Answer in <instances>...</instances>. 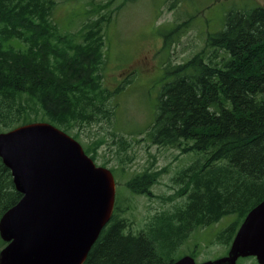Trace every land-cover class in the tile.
Instances as JSON below:
<instances>
[{
  "label": "trees",
  "instance_id": "trees-1",
  "mask_svg": "<svg viewBox=\"0 0 264 264\" xmlns=\"http://www.w3.org/2000/svg\"><path fill=\"white\" fill-rule=\"evenodd\" d=\"M54 4L0 0V132L45 119L77 141L72 130L110 119L112 93L101 70L102 24L111 17L102 14L76 32H61L52 20ZM207 46L211 55L200 52L166 67L172 80L159 93L154 121L145 130L153 145L203 155L174 178L180 186L174 196L185 200L156 212L136 234L115 201L83 264H170L175 260L164 258L194 231L234 216L220 235L229 242L264 200V7L227 14ZM95 147L83 148L93 161ZM159 174L147 170L127 188L153 196ZM20 198L0 159V218ZM4 245L0 239V249Z\"/></svg>",
  "mask_w": 264,
  "mask_h": 264
},
{
  "label": "rangeland",
  "instance_id": "rangeland-1",
  "mask_svg": "<svg viewBox=\"0 0 264 264\" xmlns=\"http://www.w3.org/2000/svg\"><path fill=\"white\" fill-rule=\"evenodd\" d=\"M54 1L52 20L61 32H76L102 14L111 17L102 24L101 70L104 88L112 93L110 119L70 134L78 133L77 141L83 148L96 144L94 163L111 171L115 201L124 210L123 217L131 222L132 234H136L156 212L173 210L183 203L184 197L174 196L180 188L174 178L203 158L197 152L181 154L176 148L153 145L146 136L145 130L154 121L159 93L172 80L166 67L183 64L200 52L211 55L208 38L223 29L226 15L264 7V0ZM147 170L160 172L150 188L153 196L131 193L127 182ZM235 221L234 216H228L194 231L173 256L164 259L190 257L199 264L225 256L232 239L225 244L220 235ZM236 264L257 262L249 258Z\"/></svg>",
  "mask_w": 264,
  "mask_h": 264
},
{
  "label": "water",
  "instance_id": "water-1",
  "mask_svg": "<svg viewBox=\"0 0 264 264\" xmlns=\"http://www.w3.org/2000/svg\"><path fill=\"white\" fill-rule=\"evenodd\" d=\"M0 159L20 200L0 218V264H83L115 201L111 171L45 122L0 132ZM264 264V200L238 227L225 256L199 264ZM170 264H198L182 257Z\"/></svg>",
  "mask_w": 264,
  "mask_h": 264
},
{
  "label": "flooded vegetation",
  "instance_id": "flooded-vegetation-1",
  "mask_svg": "<svg viewBox=\"0 0 264 264\" xmlns=\"http://www.w3.org/2000/svg\"><path fill=\"white\" fill-rule=\"evenodd\" d=\"M244 218H245V217H244ZM242 221H243V220H242ZM241 223H242V222H241ZM241 223H240V224H241ZM239 226H240V225H239ZM233 237H234V236H233ZM232 239H233V238H232ZM231 242H232V240H231ZM231 242H230V244H231ZM229 247H230V245H229ZM229 247H228V248H229ZM254 259H255V258H254Z\"/></svg>",
  "mask_w": 264,
  "mask_h": 264
}]
</instances>
